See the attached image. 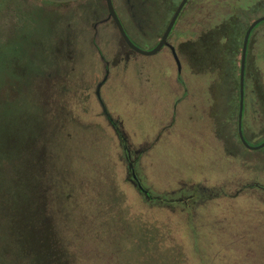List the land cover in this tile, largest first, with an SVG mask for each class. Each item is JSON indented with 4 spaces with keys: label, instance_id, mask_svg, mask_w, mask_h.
<instances>
[{
    "label": "rangeland",
    "instance_id": "1",
    "mask_svg": "<svg viewBox=\"0 0 264 264\" xmlns=\"http://www.w3.org/2000/svg\"><path fill=\"white\" fill-rule=\"evenodd\" d=\"M179 1L165 9L159 0H147L151 18L139 25L127 0H113L131 40L145 50L154 47ZM246 1L189 0L174 37L178 43L196 38L207 16L219 22L224 11ZM255 6L244 8V24L264 14V8ZM4 37L13 48L25 49L23 63L52 66L47 71L57 76H46V87L52 81L67 84L66 90L58 88L67 100L61 146L52 147L62 157L55 174L78 208L72 222L68 216L69 228L62 230L77 264H264V148L249 149L239 142V53L231 64L226 60L232 68L228 75L216 65L205 67L204 50L193 59L185 57L198 76L184 66V105L171 108L168 49L153 55L130 51L108 19L105 0H0V40ZM250 55L264 59V21L251 33ZM247 69L246 133L254 145L264 139V87L260 68L250 61ZM207 70L214 73L212 91H221L206 108L196 92L208 94ZM102 74L109 76L102 96L129 134L125 145L154 201L127 178L129 171L132 175L124 148L107 118L99 115L94 90ZM32 94L30 104L26 97V112L43 100ZM213 103L220 104L219 112L230 110L213 115ZM160 135L165 138L148 147ZM74 224L79 226L75 239ZM4 236L0 222V264H14L2 253ZM85 240L89 251L82 249Z\"/></svg>",
    "mask_w": 264,
    "mask_h": 264
},
{
    "label": "trees",
    "instance_id": "2",
    "mask_svg": "<svg viewBox=\"0 0 264 264\" xmlns=\"http://www.w3.org/2000/svg\"><path fill=\"white\" fill-rule=\"evenodd\" d=\"M253 5L264 8V0H247L245 5L229 8L223 20L198 39L185 43V47L191 46L193 57L205 49L235 54L249 25L243 21L244 8ZM5 37L0 40V222L5 235L2 253L12 258L14 264H77L62 230L69 228L68 216L72 222L78 208L77 204L74 207L73 193L64 194L60 176L58 172L55 174L57 160L62 157L54 154L52 147L61 146L58 135L65 128L62 107L67 100L58 88L66 90L67 84L65 81L56 85L52 81L46 87L44 78L54 80L57 76L55 71L48 73L47 69L52 66L23 63L28 57L25 49L13 48V41ZM214 68L222 69L225 75L232 69L227 64ZM215 90L214 100L221 91ZM32 92L43 96V100L38 102L35 111L26 112V97L30 104ZM212 107L217 108L213 115L224 114L223 109L219 112L220 104L213 103ZM147 195L149 201L156 199L150 193ZM74 226L76 229L71 227V234L75 239L79 226ZM82 249L89 251L86 240L82 242Z\"/></svg>",
    "mask_w": 264,
    "mask_h": 264
},
{
    "label": "flooded vegetation",
    "instance_id": "3",
    "mask_svg": "<svg viewBox=\"0 0 264 264\" xmlns=\"http://www.w3.org/2000/svg\"><path fill=\"white\" fill-rule=\"evenodd\" d=\"M48 1H51V0H48ZM76 1V0H75ZM160 2H161V4H163L164 5V8L165 9H169V5H171V3H172V0H159ZM51 2H54V3H66V2H56V1H51ZM67 2H72V1H67ZM181 2V0L179 1V3ZM188 2H189V0H188ZM187 2V3H188ZM179 3L176 5V8H175V10L177 9V7H178V5H179ZM186 3V4H187ZM127 4H129V6H130V8H131V14L133 15V17L135 18V20L137 21V23L139 24V25H141V24H144L145 23V20L146 19H150L151 17V15H150V11L148 12L147 11V9H146V7H147V0H127ZM153 4H154V2H153ZM186 4H185V6H186ZM184 6V7H185ZM168 7V8H167ZM184 7H183V9H184ZM163 8V9H164ZM183 9H182V11H183ZM175 10H174V12H175ZM182 11H181V13H182ZM174 12H173V14H174ZM225 12V11H224ZM181 13H180V15H181ZM180 15H179V17H180ZM264 15V14H263ZM108 16H109V14H108ZM260 16H262V15H260ZM260 16H258V17H260ZM179 17H178V19L177 20H179ZM257 17V18H258ZM172 18V17H171ZM108 19H110V20H112L111 18H109L108 17ZM181 19V18H180ZM256 19V18H255ZM255 19H253V20H255ZM121 20V19H120ZM252 20V21H253ZM113 21V20H112ZM252 21H250V23H249V25L251 24V22ZM114 22V21H113ZM122 22V21H121ZM169 22H170V20L168 21V23H167V25H166V27H165V29H164V31H163V33L160 35V37L157 39V41L155 42V44H154V47L159 43V41L161 40V38H162V35L164 34V32H165V30H166V28H167V26H168V24H169ZM178 21H176V23H175V25H174V27H173V29H172V31H171V33H170V35H169V37H168V42L171 44V45H173L174 47H175V49H176V52H177V55H178V57H179V59H180V61H181V70H179V68H178V64H177V62H176V59H175V57H174V54H173V52H172V49L169 47V46H164L161 50H163V49H165V48H167L168 49V51H169V55H170V57L173 59V61H174V63H175V65H176V68H177V78H178V82H179V85H180V90H181V97H179L177 100H176V103H175V106L174 107H177V105H179L181 102H182V100H180V99H183L184 98V96L186 95V93H187V90H188V86H187V84H186V81H185V79H184V77H183V69H184V66L186 67V69L188 70V72L190 73V74H192V76H194V77H196V76H198V75H195L194 73H193V67L190 65V67H189V65H186L185 64V60H184V58L185 57H189V58H191V59H193L194 57L192 56V54H191V46H189V48L188 47H185V43H187V42H191V41H193V40H196V39H198V37L202 34V33H204V32H206L207 30H209L210 28H211V26L212 25H214L216 22H214V21H212L211 19H210V17L209 16H207L206 17V20L204 21L203 20V22H204V25H203V30H202V32H198V36L196 37V38H193V37H191L190 39L191 40H188V41H185V42H180V43H178L177 42V38H175L174 37V35H175V32H176V30L178 29V26L181 24V23H183L182 21H180V22H178ZM114 24H115V22H114ZM123 24V23H122ZM185 25H187V23H185ZM249 25H248V27H249ZM115 26H116V24H115ZM124 26V25H123ZM248 27H247V29H248ZM94 28H96V27H94ZM125 28V27H124ZM187 28V33H191V36H192V30L190 29V32H189V29H188V27H186ZM255 28V27H254ZM116 29H117V31H118V33H119V37H120V41H122L123 43H124V45L130 50V51H132V52H136L135 50H133L132 48H130L128 45H127V43L124 41V39L122 38V36H121V34H120V32H119V30H118V28H117V26H116ZM247 29H246V31H247ZM126 30V29H125ZM253 31V30H252ZM127 32V31H126ZM139 33H140V35H142V33L139 31ZM138 33V34H139ZM145 33V32H144ZM143 33V34H144ZM252 33V32H251ZM128 34V33H127ZM245 34H246V32H245ZM245 34H244V37H245ZM250 36H251V34H250ZM130 37V36H129ZM244 37H243V40H242V43H241V45H240V48L238 49L237 48V51H236V53L235 54H233L232 52H227L226 50L225 51H222V50H220V52H218V53H215L214 52V50H212V49H205V52H204V62H206V64L207 65H205V67H207V66H209L210 68H213L215 65L217 66V67H221L222 65H226V60L228 61L227 62V64H231V61H235L236 60V56H237V54L239 53L240 54V67H239V79H238V91H237V99H238V114H237V129H238V125H239V110H240V98H241V92H240V74H241V60H242V48H243V41H244ZM249 40H250V38H249ZM248 44H249V42H248ZM153 47V48H154ZM184 47H185V49H184ZM160 50V51H161ZM159 51V52H160ZM138 53V52H137ZM158 53V52H157ZM233 55H232V54ZM232 56V57H231ZM250 61L252 62V66H254V67H256V68H260V70H261V74H262V77H261V79H263V87H264V59H263V61L262 62H259L258 60H257V58H255V55L253 56V55H250V56H248V47H247V54H246V69H245V81H244V108H243V117H242V130H243V134H244V137H245V139H246V141H247V139H250L249 137H248V134L246 133V129H247V125H246V108H247V78H248V66H249V64H250ZM232 65L233 66H235L233 63H232ZM213 66V67H212ZM255 71H257L258 72V69L257 70H255ZM205 74L203 75V76H209V79H210V81H209V89H208V94H203L202 92H196V93H198V96L201 98V100H202V102L204 101V107L206 106V108L207 107H209V105H211L212 104V102H211V104H210V101H211V99H214V94H213V91H212V82L214 81V78H212V75L214 74L213 73V71H209V70H207V71H205L204 72ZM218 75H219V71H218ZM216 76H217V74H216ZM101 77L102 78H100V80L97 82V84H96V87H95V90H94V93H95V102H96V104H97V106L101 109V111H100V113H99V115L100 116H105L106 118H107V120L109 121V125L110 126H112L113 127V130H114V134H115V137H116V139L119 141V143H120V145L121 146H123V148H124V153H125V156H126V159L128 160V164H129V169H131V177H130V171H129V174H128V176H127V178L128 179H130V181H132V183L136 186V189H138L139 190V192L141 193V194H143L145 197H146V199L148 198V193H150V194H152L151 193V191L148 189V188H146L144 185H143V183H142V181H141V178L140 177H138V174H137V172H136V169H135V163H134V159H132V154H130V150H129V148H128V146H126L125 145V143L126 142H128V138L127 137H129V134L128 133H124L123 132V129H121V127H123V125H122V123H121V121L119 120V119H114L113 118V116H112V113L110 112V110H109V108L107 107V105H106V102H105V100H104V98H103V96H102V93H104L105 91H106V85H108V82H109V79H108V74L107 75H101ZM201 77H202V75H201ZM214 77V76H213ZM218 81V80H217ZM216 81V82H217ZM193 89V88H192ZM252 94H253V96L255 95L256 96V98H258V94L259 93H257V92H252ZM261 97L262 98H264V93H262L261 94ZM228 110H230V108H228ZM227 108L226 109H224V112L225 113H227ZM199 122V121H198ZM169 126H167L165 129H167ZM165 129H163V130H165ZM238 137H239V129H238ZM164 137L162 136L161 137V135L160 136H157L154 140H152V142L149 144V146L148 147H151L152 145L154 146L156 143H157V141H160L161 139H163ZM225 135H223V139H222V141H223V144H222V146H223V149L225 150L226 148H225ZM251 140V139H250ZM264 141V139L262 140V141H260L259 143H255L254 142V145H252V144H250L248 141V143L250 144V145H252V146H257V145H259V144H261L262 142ZM239 142L244 146V147H246L244 144H243V142L241 141V139H240V137H239ZM152 146V147H153ZM246 148H248V147H246ZM262 148H264V147H262ZM249 149H251V148H249ZM261 149V148H260ZM143 150H144V148L143 149H141V150H139V151H136L135 152V155L136 156H138L137 154H140V153H142L143 152ZM130 158V159H129Z\"/></svg>",
    "mask_w": 264,
    "mask_h": 264
},
{
    "label": "water",
    "instance_id": "4",
    "mask_svg": "<svg viewBox=\"0 0 264 264\" xmlns=\"http://www.w3.org/2000/svg\"><path fill=\"white\" fill-rule=\"evenodd\" d=\"M51 1L67 2V1H75V0H51ZM105 1H106L108 14H109L108 17L111 18L115 22L122 38L124 39V41L127 43V45L130 48H132L133 50H135L136 52L141 53V54L153 55V54H156L157 52H159L164 46H169L172 49V52H173L174 57L176 59V62L178 64V68H179V70H181V61L177 55L175 47L168 42V37H169V35H170L178 17H179L183 7L188 2V0H181L177 9L174 12L172 18L170 19V22H169L164 34L162 35L161 40L159 41V43L154 48L149 49V50H145V49L140 48L131 40V38L127 34V32H126V30H125V28H124V26L120 20V17L116 11L113 0H105ZM262 21H264V15L253 20L251 22V24L249 25L247 31H246L244 41H243L242 60H241V69H240L241 70V74H240L241 98H240L239 125H238L239 137H240L241 141L243 142V144L246 147L251 148V149H260V148L264 147V141L257 146L250 145L246 141L244 134H243V130H242V117H243V108H244V81H245V69H246V54H247V47H248L250 34H251L252 30L254 29V27Z\"/></svg>",
    "mask_w": 264,
    "mask_h": 264
},
{
    "label": "crops",
    "instance_id": "5",
    "mask_svg": "<svg viewBox=\"0 0 264 264\" xmlns=\"http://www.w3.org/2000/svg\"><path fill=\"white\" fill-rule=\"evenodd\" d=\"M171 59V60H170ZM167 65H168V67H169V71H170V81H171V83H172V85H173V88H174V90L170 93V97L173 99V100H175L174 102H172V107L171 108H173L174 106H175V103H176V100L179 98V97H181V90H180V85H179V82H178V78H177V68H176V65H175V63H174V61H173V59L172 58H169V60H168V62H167ZM172 69V70H171ZM172 71L174 72V73H172ZM107 103V102H106ZM180 104H182V106L184 105V102H181ZM107 107H108V103H107ZM181 107V106H180ZM112 114H114V113H112ZM114 115H116V114H114ZM123 128H124V126H123ZM166 128V127H165ZM165 128H162V130L163 129H165ZM161 130V131H162ZM165 138V137H164ZM153 146V145H152ZM151 146V147H152ZM155 146V145H154Z\"/></svg>",
    "mask_w": 264,
    "mask_h": 264
}]
</instances>
